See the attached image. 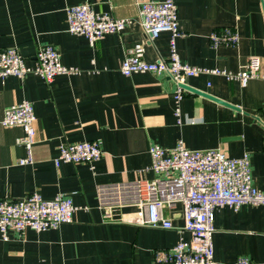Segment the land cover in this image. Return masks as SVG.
<instances>
[{"label":"crops","instance_id":"1","mask_svg":"<svg viewBox=\"0 0 264 264\" xmlns=\"http://www.w3.org/2000/svg\"><path fill=\"white\" fill-rule=\"evenodd\" d=\"M139 0H0V48L16 47L26 62L36 64L40 45L53 44L61 60L80 70L51 82L29 73L0 77V199H20L38 191L45 198L70 196L79 208L73 221L43 231L0 233V264H154L157 249L191 240L188 231L140 226L122 218L135 207L117 209V220L104 218L97 184L153 177L147 171L152 144L174 147L179 140L191 149L219 148L230 157L250 154L254 184L264 190V77L247 85L226 75L199 73L190 86L240 109L189 91L176 114V83L168 75L139 72L124 75L121 64L137 43L149 61L168 59L170 32L151 39L142 28ZM89 2L98 12L127 18L122 33H110L91 44L68 30L70 6ZM180 29L177 48L183 62L238 72L251 56L262 59L264 74V0H175ZM237 30L238 44L213 45L211 33ZM35 109L34 161L21 126L2 124L5 109L23 100ZM93 140L103 150L93 162H64L55 158L62 143ZM87 207V208H86ZM176 225L184 224L183 205L166 210ZM215 258L235 264L245 255L264 264V205L220 207L215 214Z\"/></svg>","mask_w":264,"mask_h":264},{"label":"built area","instance_id":"2","mask_svg":"<svg viewBox=\"0 0 264 264\" xmlns=\"http://www.w3.org/2000/svg\"><path fill=\"white\" fill-rule=\"evenodd\" d=\"M141 25L151 39L162 32H170V56L149 61L145 58L142 43L133 46L123 60L120 70L126 76L139 72L168 75L176 83L174 94L178 103L176 114H180L179 102L189 91L182 87L189 77L199 73L222 74L230 80L239 79L242 85L261 74L262 59L251 56L238 72L225 68H210L191 65L182 61L177 37L184 35L180 29L178 6L175 0H139L137 2ZM127 18H117L109 12H98L89 2L70 6L67 10L68 30L84 35L91 44L107 34L122 33L129 25ZM213 45L238 44L240 36L233 28L215 30L210 35ZM76 66L62 62L58 48L53 44L40 45L36 52V64L29 65L16 47L0 48V77L25 76L34 73L51 82L61 74L79 72ZM34 105L30 100L8 106L1 120L7 127L21 126L24 134L18 144L26 146L28 155L22 164L34 161L32 149L36 141ZM151 163L146 168L153 177L136 178L129 181L97 184L99 206L106 220L114 221V212L119 208L135 207L137 212L122 218L136 225L188 231L191 240H179L170 248L155 251L154 264H218L215 258L214 232L215 214L220 207L239 209L243 204L264 205V190L253 180L251 157L248 152L240 157H230L219 148L191 149L183 140L172 148L152 144L149 149ZM101 145L93 140L62 143L55 164L64 162L93 163L102 157ZM183 205L184 224L176 225L166 210L175 211ZM79 208L70 196L58 194L45 198L38 191L20 199H0V233L4 239L9 232L25 233L27 229L43 231L57 228L73 221ZM87 208V207H86ZM235 264H255L245 255L239 256Z\"/></svg>","mask_w":264,"mask_h":264},{"label":"water","instance_id":"3","mask_svg":"<svg viewBox=\"0 0 264 264\" xmlns=\"http://www.w3.org/2000/svg\"><path fill=\"white\" fill-rule=\"evenodd\" d=\"M182 87L185 88V89L188 90V91H191V92H194V93H197V94H201V95L207 96V97H209V98H212V99H214V100H217V101H219V102H221V103H223V104H226V105H228V106H231V107H233V108H235V109H240L239 107H237V106H235V105H233V104H231V103H229V102H227V101H225V100H222V99H220V98H217L216 96H213L212 94H209V93H207V92H204V91H202V90H199V89H197V88H194V87L190 86V85L187 84V83L182 84Z\"/></svg>","mask_w":264,"mask_h":264}]
</instances>
